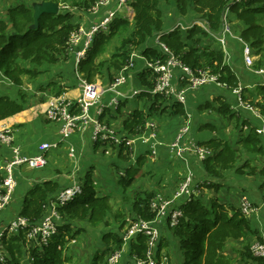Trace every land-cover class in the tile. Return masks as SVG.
Segmentation results:
<instances>
[{"label":"trees","instance_id":"1","mask_svg":"<svg viewBox=\"0 0 264 264\" xmlns=\"http://www.w3.org/2000/svg\"><path fill=\"white\" fill-rule=\"evenodd\" d=\"M17 1L20 3L9 9L11 26L0 18V71L14 85L19 87V98L17 100L8 95H0V120L25 109L27 95L23 93L22 86L26 80L39 78L44 73L43 67L45 65L55 64L60 60L62 54L67 55L70 49L71 35L77 28L76 24L74 25L70 21L71 14L69 11H60L55 15L43 14L39 18V26L35 27L33 7L28 6L25 0ZM46 1L63 4L66 0ZM96 1L85 0L84 3L76 2L77 4L74 5L88 8L91 2L95 3ZM172 1L183 16L194 12L197 18L204 21L209 31L199 24H194L185 30L177 25L169 31H165V12L161 9V0H130L133 8L132 17L120 16L111 24L109 31L102 30L96 34L94 43L87 51L86 56L79 62L82 77L94 83L98 78H101V69L104 64H109L108 68L116 71L129 65L132 52L128 51L126 46L131 43L140 46L142 48L140 49L141 54L147 58L159 55L162 57V52L157 47L149 45V41L160 34L161 41L167 44L187 65L193 68L200 66L211 68L219 76V81L226 84L228 89L235 88L239 86V76L229 65L224 50L220 46L218 47V42L212 35V33L221 31L223 16L228 7L230 8V20L232 22L238 20L239 23L243 24L240 35L250 44L256 56V66L264 67V0ZM167 2L170 3L171 1L167 0ZM131 24L134 28L133 38H124L122 48L114 52L109 60L99 61V57L106 52L110 39L120 33H125ZM235 31L239 32L238 30ZM199 35L200 37H198ZM202 38L206 39L208 44L204 43ZM234 41L238 42L234 38H230L228 42V50L232 56L231 61L236 58L231 44ZM213 43L215 46L212 45ZM147 72L148 74H142L141 78L146 79L148 76H152L155 79V75L150 69ZM255 86V94L261 96V101H254L251 96H247L248 87L243 89V98L246 102L257 107L260 113L264 115V85L256 83ZM146 96L152 103L151 109L170 98L161 94L150 93H147ZM217 101L218 106L207 101L199 105V109H216L224 115L229 114L230 117L237 118V114L226 103L224 96L217 97ZM173 105L177 107L176 113L186 115L184 104L175 101ZM148 117L149 115L145 111L136 109L130 119L125 121V126L132 134L140 133L143 128L145 129ZM244 124L249 125L250 123L244 121ZM200 128L217 130L216 126L211 123L202 124ZM240 140L248 152L261 155L260 159L264 161V145L255 128H251L249 134ZM202 144L203 147L212 152L203 161L205 172L210 177L220 178L222 171L230 169H234L237 173L264 174V165L258 172L257 166L252 163L255 159H246L239 166L240 150L224 138H212ZM121 156H125L123 148ZM146 161L147 154L141 155L138 159L140 167L144 166ZM142 174L145 172H142L140 168H131L128 176L123 177L120 182L125 188H128ZM88 176L83 192L72 202L59 208L61 216L59 232L47 244L33 246L32 262L24 264H66L69 260L66 255L67 244L82 231L79 228L75 229L71 223L65 221L66 219H88L94 226L107 221V217L115 209L117 201L111 195H98L97 187L93 183L91 175ZM208 184L207 188L220 186L213 180ZM58 188V182L53 180L36 184L28 193L20 215L27 217L31 224L39 221L45 212L51 194L55 193ZM153 196L154 193L147 192L144 197L135 199L133 210L139 218L154 219L155 213L150 209V201ZM182 208L183 216L180 223L174 228L168 226L167 228L172 230L179 242L180 251L184 256L183 264H240V261L246 264H264V257H257L251 251V242H253L251 240L245 244L239 257H232L226 253L229 240H247L250 238V220L239 208L225 205L215 197L208 203L201 196L187 200ZM115 217L123 218V214L118 212ZM28 229L29 227L22 229L18 234L3 237V244L11 260L7 259L5 263L0 262V264H20V259L23 257L27 246L26 232ZM164 238L166 237H161L159 252L164 251L172 260V256L166 251L170 244L165 242L168 239ZM103 239L104 242H109L108 248L111 252L122 244L119 235L112 233H105ZM134 239L131 244L132 253L138 257H143L147 249V237L139 234ZM106 254L105 251L102 253L97 251L91 264H108Z\"/></svg>","mask_w":264,"mask_h":264},{"label":"crops","instance_id":"2","mask_svg":"<svg viewBox=\"0 0 264 264\" xmlns=\"http://www.w3.org/2000/svg\"><path fill=\"white\" fill-rule=\"evenodd\" d=\"M44 1L46 0H25V3L34 9L35 5L41 4ZM74 1L80 2L83 0H66L63 3L66 7L60 6L59 11L67 9L69 4L75 3ZM170 1L169 3L167 0H161V9L165 12V31H169L177 25L182 27L188 26L189 28V25L195 23V20L190 16L194 15L196 16L195 18H197L194 12H190L188 15L183 16L175 6V3L172 0ZM19 3L20 2L17 0H0V18L5 20L9 26L12 24L9 9ZM104 13L105 11H101L100 15L102 16ZM88 18L89 20H95V15H88ZM97 19L98 17L96 20ZM242 28L243 27L238 30L239 34ZM231 44L236 58L232 61L230 60L229 65L236 70L237 74V69L244 70L245 73H242V75L240 73V76L238 74L241 85L248 87L246 92L250 94L251 97L253 96L254 101H261V96L255 94V84L261 83V79L247 70L243 59L242 45L236 41ZM81 49L82 42H79L68 50L67 55L62 54L57 63L45 65L43 67L44 73L39 78L36 80H26V85L24 84L25 86L23 85L21 88L23 93L27 95L25 109L13 116L0 120V129L9 128L12 131L15 144L20 146L21 151L25 155L32 156L38 153L43 143H58L57 147H53L47 153L49 162L46 166L37 169L30 168L26 165L24 167H18V185L9 207L0 212V226L9 224L20 215L28 193L36 184L50 180L57 181L59 188L55 193L51 194L50 199H52L60 190L75 183H80L84 187L88 180V175H91L92 181L97 187V194L100 196L111 195L118 202L115 209L109 213L107 221L97 226L92 225L88 219H66L65 221L71 223L75 229L79 228L82 230L71 243H76L80 238H84L85 235L88 234L86 231H91L102 226L109 227L110 225H114L113 229L116 231V228H118L122 230V233L125 230V224L129 221V216H132L133 219L138 218L133 210L135 199L144 197L147 192H152L154 194L162 193L166 196H171L177 187L178 181L184 177L188 171H192L193 173L194 171L196 173L198 172V175L194 173L197 179L196 182L200 183L204 180H213V178H210L209 175L206 174L203 161L200 157L198 158V153L194 151L195 149L192 147L194 143L202 146V143L209 139L224 138L240 150L239 153L241 156L245 154L249 156V159L261 157V155L256 153L248 152L241 144L240 139L248 135L251 128L256 129V127L264 125L263 120H258L250 110L244 107H238L237 97L231 89L219 87L215 84L200 87L202 90L197 94V100H192L191 103L193 105L186 108V111L189 110L192 112L189 113V118L188 115L185 117L175 113L173 101H164L162 108H160L162 111L160 110L158 114L148 117L146 122V125L148 122L155 123L158 130V135L155 139L148 140L149 129L146 125L145 129L143 128L145 135L140 133L132 134L128 131L125 126V121L130 119L133 112L136 109L146 112L151 108V105H149L151 101L146 94H152L153 84L151 86V82L154 81V79L152 76H148L146 79L141 78L142 74H148L146 59L141 57V51L133 54L134 65L131 70L127 72L126 81L119 87L122 94L120 98L121 104L116 106L111 105L110 100L112 94L111 91L106 90L102 95V105L104 106L103 112L101 113L102 115L96 113L97 110L92 111L93 115L101 116L100 120L113 130L116 138L124 139V142H127V144L123 145L117 142L104 143L96 141L93 136V126L88 124V128L86 129L83 128L84 123L79 124L70 136L62 141L61 123L50 121L46 116V111L48 103L52 98L60 96L78 99L80 95H82V87L79 83V79H76L75 68L76 57ZM121 72L122 69L117 71L115 69H113V71L109 69L101 78L97 79V82L102 89L105 90L116 80ZM0 76L8 81V83H4V87L0 86V88L10 91L0 92V95H8L18 100L19 87L14 85L1 71ZM189 90L195 89H188L187 92ZM219 96H225L226 103L232 107L233 112L237 114V118H232L229 114L224 115L216 109L199 110V105H194L195 102V104H202L211 101L218 106L217 97ZM174 101H176L175 98ZM164 106L167 107L164 108ZM186 118H188V121L185 120ZM244 121H248L250 124L246 125ZM206 123L213 124L216 126L217 130H212L210 128L201 129L200 126ZM184 127L188 129L182 138V146L187 150L183 155L178 156L172 143ZM239 130L241 134L238 136L237 132ZM259 135L264 145V133ZM195 137L198 140H195ZM122 148L125 154L124 157L121 156ZM146 154L147 161L144 166L140 167L138 159L141 155ZM11 156V146L0 141V164L10 159ZM256 162H258V160L254 161V164ZM131 168H140L145 171V174L138 176L130 187L125 188L120 181L123 177L128 176L127 174ZM259 170L260 168H258L257 171L259 172ZM263 175L264 174L261 173H237L234 169H230L222 171V177L213 180L220 184L219 187L215 189L204 188V193L202 195L206 194V192H210L211 194L209 198L204 197V200L208 203L215 197L219 202L221 201V203L225 205L240 208L243 195H247L250 201L259 209L257 214L255 213L252 217L248 218L251 223L250 238L247 240L233 239L228 241L226 253L232 257L240 255L248 241H254L257 237L258 240L264 241ZM200 185L201 184H199V186ZM226 186H230L231 188L228 191V195L223 192ZM233 189H235L234 194L231 193ZM217 193H220L222 196L220 200ZM233 195L237 196L239 199V203L236 202L234 205L231 204ZM227 197H229L228 200L224 201ZM47 212L48 208L46 207L43 215H46ZM118 212L123 214V218L115 217V214ZM167 232H169L168 228L162 227V234L166 237L164 239H168V241L165 240V242L170 244V246L166 248V251L169 254L170 252H174L172 255L173 257L178 256V264H183L184 256L181 254L179 242L176 237L172 235L169 236ZM105 233H112L114 235H119V237L122 236L120 232L114 233L108 231L104 232V234ZM132 242L133 241L128 243L130 246L128 250L125 251L131 254V257L135 255V253H132L131 249ZM108 243L109 242H103L106 246V250L105 248H103L102 251L98 249L101 253L105 250L107 253L106 256L111 252L108 248ZM239 263L246 264L243 261Z\"/></svg>","mask_w":264,"mask_h":264},{"label":"built area","instance_id":"3","mask_svg":"<svg viewBox=\"0 0 264 264\" xmlns=\"http://www.w3.org/2000/svg\"><path fill=\"white\" fill-rule=\"evenodd\" d=\"M60 6L64 8L66 7L64 4H60ZM102 7H107L108 11L102 15L95 25L91 28L80 27L71 35L70 48L78 44L80 40H82L84 44V47L78 52L75 61L77 73L79 62L86 56L87 51L93 44L96 34L102 30L106 31L110 29V26L115 19L124 15L125 11L128 10L127 13H129L131 9L133 10L130 0H97L91 7L90 13L97 14ZM229 11L230 8L228 7L223 16L221 31L218 33H212V35L219 43L220 48L224 50L226 59H228L227 61H229V63L232 56L228 52V42L230 38L236 39L242 45V54L247 70L258 76L261 79V84L264 85V67L256 66V56L254 55L250 44L246 42L238 32L234 31L232 26L233 22L229 17ZM194 24L197 23H192L189 27ZM185 28H188V26ZM150 46L157 47L159 51L162 52V57L159 55L153 58H147L141 55L143 59H146L147 68L155 75L152 94L174 97L178 102L183 104L186 100L185 96L188 89H197L209 84H215L227 89V85L219 81V76L214 73L211 68L204 66L193 68L190 65H187L169 48V46H167V44L161 41L160 34H157L150 41ZM133 65L134 55L132 54L130 64L122 69L121 74L117 76L116 80L105 90L102 89L97 81L91 83L78 74L79 83L82 87V95L78 99L60 96L51 99L48 103L46 116L50 121L61 123V133L63 135L61 138L62 141L66 140L81 123H84L83 128L86 129L88 128V124L93 126V136L95 140H101L100 142L104 141V143H109L111 142L110 140L118 141L114 132L100 120L101 116L93 115L92 111L97 110L96 113L99 115L103 112L104 106L102 105L103 102L101 99L106 90L111 91V105H119L122 94L118 87L126 81L127 72L131 70ZM176 85L179 87L177 88ZM244 87L246 86L239 83V86L231 89L237 97V106L250 110L258 120L262 119L264 124V116H262L259 109L244 100ZM146 127L149 129L148 140L156 138L158 130L155 123L148 122ZM187 129V127H184L172 143L178 156L183 155L187 150H185L181 143ZM256 132L258 134H263L264 125L256 127ZM0 141L10 145L12 148L11 158L3 164H0L1 212L9 207L17 188L18 178L16 169L23 165L30 168L46 166L49 162L47 153L53 147H57L58 143H43L40 146V151L35 155L30 156L23 154L20 146L15 144L14 135L9 128L0 129ZM192 147H194V151L198 153L201 160L211 154L209 150L201 145L194 143ZM195 178V174L192 171H188L179 181L178 186L171 197H165L162 193H157L152 197L150 201V209L155 213L154 219L138 217L137 219L129 220L122 236L120 237L122 239V244L108 255L107 263L119 264L123 253L126 251V245L137 235L142 234L147 237V249L143 257H138L137 255L133 256L136 264H173L169 255L164 251L159 252V243L163 236L162 227H176L183 216L182 205L187 200L199 195L197 189L198 184ZM83 188V185L80 183H75L60 190L54 198L48 201L46 205L48 208L47 214L43 215L36 223L31 224L27 217L19 215L9 224L0 226V260L6 261L4 255L8 254L3 244V237L5 234H18L22 229L29 227L26 232L27 248H29V243H33L34 246L47 244L60 230L61 216L59 208L72 202L83 192ZM242 198V203L239 208L241 212L247 218L252 217L255 213L257 214L259 209L250 201L248 196L243 195ZM251 251L257 257H264V241L255 239L251 243Z\"/></svg>","mask_w":264,"mask_h":264},{"label":"rangeland","instance_id":"4","mask_svg":"<svg viewBox=\"0 0 264 264\" xmlns=\"http://www.w3.org/2000/svg\"><path fill=\"white\" fill-rule=\"evenodd\" d=\"M75 3H71V4H69V6H68V8L67 9H65V10H63V11H69L70 12V14H71V19H70V21H72L73 23H74V25L76 24V29H79L80 27H83V28H91L93 25H95L96 23H97V21L102 17L101 15H100V12L101 11H105V13L108 11V8L107 7H102V9L100 10V12L99 13H97V14H93V15H95V20H89V18H88V15H92L91 13H90V9H91V7L94 5V2L92 3L91 2V4H89V7L88 8H85V7H82V6H76V5H74V4H77L76 3V1H74ZM81 3H84L85 2V0H83V1H80ZM105 9V10H104ZM128 11V10H127ZM127 11H125V14L124 15H122V16H127V17H132V14H133V10L131 9V11L129 12V13H127ZM60 12V11H59ZM191 17H192V19H194V20H196V21H194V22H196L197 24H199V25H202V26H204V28L206 27L207 28V25L204 23V21H202V20H200L199 18H195L196 16H194V15H190ZM98 17V19L96 20V18ZM234 25V26H233ZM241 25V26H240ZM232 26H233V29H234V31L235 30H239L240 29V27H243V24L242 23H239L238 22V20H235V21H233V23H232ZM182 27V26H181ZM186 26H184V27H182V29H187V28H185ZM75 29V30H76ZM109 30V29H108ZM108 30H106V31H108ZM133 30H134V28H133V25L131 24L130 26H129V28H128V30L125 32V33H120L119 35H116V36H114L112 39H110V41H109V43H108V46H107V50H106V52L105 53H103L100 57H99V61L100 60H102V61H107V60H109L110 58H111V56L114 54V52H117L118 51V49H120V48H122V46H123V40H124V38H126V37H129L130 39L131 38H133V36H132V32H133ZM209 31V30H208ZM185 33V32H184ZM198 37H200V35L198 36ZM198 37H196V38H198ZM202 41L204 42V43H206V44H208L207 43V40L206 39H203L202 38ZM80 42H82V48L84 47V44H83V41L82 40H80ZM93 43H94V40H93ZM129 43H131V42H129ZM213 46H215V43H213L212 44ZM211 45V46H212ZM218 45V47H219V43L217 44ZM90 49V48H89ZM126 49L128 50V51H131L132 52V54H134V53H138V51H140V49H142L140 46H138V45H135V44H129L128 46H126ZM254 53V52H253ZM108 66H109V64H104V66H103V68L101 69V74H102V76L107 72V70H109V68H108ZM111 70V69H110ZM112 71H113V69H112ZM236 71V70H235ZM237 71H238V74H239V76H240V73H241V75H242V73H245L244 72V70L243 69H237ZM110 73V72H109ZM78 74H80V76L82 77V75H81V72H80V69L78 68V73H77V71H76V79L78 80L79 79V77H78ZM112 74V73H111ZM111 74H110V76H111ZM78 77V78H77ZM0 86H2V87H4V83H8V81L7 80H5L4 79V77H1L0 76ZM3 81H5V82H3ZM97 81V80H96ZM99 81V80H98ZM111 81H112V79H111ZM115 81V80H114ZM113 81V82H114ZM25 85H26V82H25ZM24 85V86H25ZM120 87V86H119ZM118 87V88H119ZM176 87L178 88L179 86L178 85H176ZM202 90V88H199V89H195V90H189L188 92H187V94H186V96H185V98L187 99V103H186V100H185V102L183 103L184 104V106H186V107H184L185 109L188 107V106H191V105H193L192 103H191V101L192 100H197V94H199L200 92L199 91H201ZM3 91H6V92H10V91H8L7 89H2V88H0V92H3ZM81 96V95H80ZM247 96L248 97H250V94H247ZM166 97V96H165ZM225 97V96H224ZM137 98V97H136ZM252 98V100H253V97H251ZM102 99H103V97H102ZM101 99V100H102ZM226 99V98H225ZM169 101H173V103L175 102L174 101V98H172V97H170V98H167V101H165V102H169ZM177 101V100H176ZM196 103V102H195ZM194 103V105H201V103L200 104H195ZM119 104H121V102H119ZM163 104H164V102H162V103H160V104H157L156 106H155V108H153V109H151L150 108V110H148V111H146V113L149 115V117H152L154 114H158L159 112H160V108H162V106H163ZM149 105H151V103L149 104ZM158 106H160V108H158ZM167 107V106H166ZM165 106H164V108H166ZM191 108V107H190ZM176 109H177V107L176 106H174V111H175V113H176ZM198 109H199V106H198ZM200 110V109H199ZM162 111V110H161ZM173 111V110H172ZM187 113H186V115H188V118H189V113H192L191 111H186ZM167 113H169V112H167ZM177 114H180V113H177ZM180 115H182V114H180ZM186 115H184L183 114V116H186ZM191 115V114H190ZM188 118H186L185 120H187L188 121ZM237 121V120H236ZM104 123V122H103ZM106 124V123H105ZM104 125V124H103ZM107 125V124H106ZM110 128V127H109ZM112 130V129H111ZM113 131V130H112ZM238 133V136L241 134L240 133V130L237 132ZM115 134V133H114ZM140 134H142V135H145V133L143 132V131H141L140 132ZM118 139V141H113V140H110L111 142H117V143H119V144H123V145H125V144H127V142H124L125 140L124 139H122V138H117ZM195 140H198L196 137H195ZM96 141H101V140H96ZM104 142V141H103ZM124 152V151H123ZM125 155V154H124ZM198 156V155H197ZM130 158V157H129ZM198 158H199V156H198ZM246 159H249V156H247V155H243V157L241 156L240 158H239V162H238V165L240 166V165H242L243 163L242 162H244ZM256 160H258V162H256L255 163V165L257 166V169L258 168H261V167H263V165H264V161H262V160H260V157L259 158H257V159H255V161ZM202 161H204V159L202 160ZM253 164H254V162H252ZM25 165H23V166H21V167H24ZM33 169H37V168H33ZM16 171H17V169H16ZM15 171V172H16ZM116 172V171H115ZM142 172H145L144 170H142ZM194 173L195 174H197L198 175V172L196 173L195 171H194ZM196 176V175H195ZM264 176V175H263ZM210 177V176H209ZM183 178V177H182ZM181 178V179H182ZM210 178H213V180H215L216 178L215 177H210ZM180 179V180H181ZM196 179V178H195ZM179 180V181H180ZM197 180V179H196ZM179 181H178V183H179ZM211 180H204V181H201L200 183L199 182H197V184H198V187H197V189H198V191H199V195H198V197H210L211 196V194H210V192H206V194H204V195H202L203 193H204V188H207V186L209 185L208 183L210 182ZM199 184H201L200 186H199ZM233 184V183H232ZM177 186H178V184H177ZM215 189V188H214ZM229 189H231L230 188V186H226L224 189H223V192L225 193V194H227L228 195V191H229ZM234 190L235 189H233V190H231V193L232 194H234L235 192H234ZM156 195V193L154 194V196ZM164 195V194H163ZM153 196V197H154ZM217 196H218V198H219V200L222 198V196L220 195V193H217ZM165 197H167L166 195H165ZM228 198L229 197H227V199H225L224 201H226V200H228ZM205 199V198H204ZM118 202V201H117ZM221 202V201H220ZM236 202H238L239 203V199H238V197L237 196H234L233 195V197H232V199H231V204H236ZM129 216V215H128ZM129 220H131V219H133V217L132 216H129V218H128ZM128 223V222H127ZM126 223V224H127ZM126 224H125V226H126ZM113 226L114 225H110L109 227H105V226H102V227H99V228H95V229H93V230H91V231H86V232H88V234L87 235H85V237L84 238H80L76 243H71V241L67 244V249H66V255L68 256V261L66 262V264H91L92 263V261H93V259H94V255L96 254V252L98 251V249H100L101 251H102V249L103 248H105V250H106V246L103 244V234H104V232H108V231H112V232H114V233H121V231L122 230H119L118 228H116V231L113 229ZM75 227H77V226H75ZM125 228V227H124ZM168 233V235L170 236V235H172V236H174V237H176L174 234H173V232H172V230H170L169 229V232H167ZM121 234H123V232L121 233ZM175 245V244H174ZM34 246V244L33 243H29V248H25V250H24V255H23V257H21V259H20V264H24V263H31L32 262V260H31V258H32V247ZM130 245H126V250H128V247H129ZM104 250V251H105ZM242 251H243V249H242ZM241 251V252H242ZM173 254H174V252H172ZM172 253L170 252V254H171V256H172V262H173V264H178V262H179V259H178V256H175V257H173V255H172ZM182 255H183V253H181ZM241 254V253H240ZM181 255V256H182ZM5 256V258H6V261H7V259L10 261L11 260V257H9V253L8 254H5L4 255ZM238 257H239V255H237ZM236 256V257H237ZM9 257V258H8ZM0 262H2V263H5V261H2V260H0ZM184 262V261H183ZM119 264H136L135 263V259H134V257H131V254H128V252H125V253H123V255H122V258H121V260H120V262H119Z\"/></svg>","mask_w":264,"mask_h":264},{"label":"water","instance_id":"5","mask_svg":"<svg viewBox=\"0 0 264 264\" xmlns=\"http://www.w3.org/2000/svg\"><path fill=\"white\" fill-rule=\"evenodd\" d=\"M60 10V4L54 1H44L41 4L34 6L35 11V27L39 26V18L43 14H58Z\"/></svg>","mask_w":264,"mask_h":264},{"label":"bare ground","instance_id":"6","mask_svg":"<svg viewBox=\"0 0 264 264\" xmlns=\"http://www.w3.org/2000/svg\"><path fill=\"white\" fill-rule=\"evenodd\" d=\"M132 7V6H131ZM186 134V133H185ZM152 139H155V138H152ZM182 143V142H181ZM177 188V187H176ZM176 190V189H175ZM175 192V191H174ZM173 195V194H172ZM171 195V196H172ZM171 196H167V197H171ZM6 236L8 235V236H11L10 234H5Z\"/></svg>","mask_w":264,"mask_h":264}]
</instances>
